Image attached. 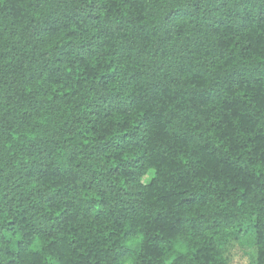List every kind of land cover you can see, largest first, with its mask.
<instances>
[{
    "label": "trees",
    "instance_id": "obj_1",
    "mask_svg": "<svg viewBox=\"0 0 264 264\" xmlns=\"http://www.w3.org/2000/svg\"><path fill=\"white\" fill-rule=\"evenodd\" d=\"M0 264H264V0H0Z\"/></svg>",
    "mask_w": 264,
    "mask_h": 264
}]
</instances>
